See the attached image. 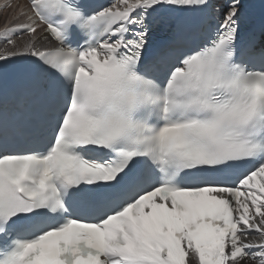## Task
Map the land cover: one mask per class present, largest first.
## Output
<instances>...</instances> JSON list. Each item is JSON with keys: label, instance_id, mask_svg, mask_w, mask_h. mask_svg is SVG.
<instances>
[{"label": "snow or ice", "instance_id": "1", "mask_svg": "<svg viewBox=\"0 0 264 264\" xmlns=\"http://www.w3.org/2000/svg\"><path fill=\"white\" fill-rule=\"evenodd\" d=\"M17 7L0 29V264H264V10Z\"/></svg>", "mask_w": 264, "mask_h": 264}, {"label": "rangeland", "instance_id": "2", "mask_svg": "<svg viewBox=\"0 0 264 264\" xmlns=\"http://www.w3.org/2000/svg\"><path fill=\"white\" fill-rule=\"evenodd\" d=\"M18 5L21 6V3H19ZM14 8L15 7H11L10 9L0 13V29H2L6 23H8L9 21L13 19V16H12L13 13H11V9H14Z\"/></svg>", "mask_w": 264, "mask_h": 264}, {"label": "bare ground", "instance_id": "3", "mask_svg": "<svg viewBox=\"0 0 264 264\" xmlns=\"http://www.w3.org/2000/svg\"><path fill=\"white\" fill-rule=\"evenodd\" d=\"M24 5V2H21V6H23ZM14 7V6H13Z\"/></svg>", "mask_w": 264, "mask_h": 264}]
</instances>
